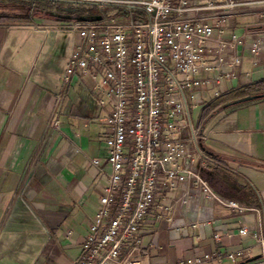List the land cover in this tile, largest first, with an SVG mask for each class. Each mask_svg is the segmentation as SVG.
I'll return each mask as SVG.
<instances>
[{"label": "crops", "instance_id": "obj_1", "mask_svg": "<svg viewBox=\"0 0 264 264\" xmlns=\"http://www.w3.org/2000/svg\"><path fill=\"white\" fill-rule=\"evenodd\" d=\"M10 6L0 0V264H74L111 169L105 118L112 104L93 91L88 75L64 85L73 24L83 13H31L6 21L5 16H22ZM233 32L247 35L239 49L243 61L219 94L215 88L207 91L200 116L193 119L210 157L204 177L218 194L249 209L239 213L214 203L209 223L180 230L150 216L140 226V244L127 241L122 256L139 257L144 264L242 248L251 249L244 260L260 256L252 233L264 234V97L220 108L206 119L201 113L217 96L264 80V1L239 9L228 25V36ZM257 38L262 48L252 55L249 44ZM184 188L170 194L177 200L175 219H197L203 202L184 206L178 201ZM243 225L249 235L238 233ZM222 264L233 262L225 258Z\"/></svg>", "mask_w": 264, "mask_h": 264}, {"label": "built area", "instance_id": "obj_2", "mask_svg": "<svg viewBox=\"0 0 264 264\" xmlns=\"http://www.w3.org/2000/svg\"><path fill=\"white\" fill-rule=\"evenodd\" d=\"M64 1L100 9L81 14L73 24L64 85L88 75L94 81L93 91L112 104L105 118L111 169L74 264H144L139 257L122 256V248L129 240L140 244V226L150 216L180 230L209 223L214 203L239 213L248 210L218 194L204 177L210 157L193 111L205 104L211 88L219 94L243 61L239 49L247 43V35L228 36L230 20L239 9L264 0ZM249 46L252 55L262 48L259 38ZM104 97L98 100L101 106ZM180 187L186 188L178 199L184 206L198 199L203 202L197 219H175L177 200L170 194ZM238 233L249 235L250 229L243 225ZM252 236L260 249L254 261L244 260L251 249L242 248L168 264H210L213 259L222 264L225 258L233 264H264V234L256 231Z\"/></svg>", "mask_w": 264, "mask_h": 264}, {"label": "rangeland", "instance_id": "obj_3", "mask_svg": "<svg viewBox=\"0 0 264 264\" xmlns=\"http://www.w3.org/2000/svg\"><path fill=\"white\" fill-rule=\"evenodd\" d=\"M13 9L11 11L19 15L26 14H40L44 13L48 17H53L56 12H62L68 14L69 16L75 15L74 9L76 7H82L81 5L66 1H56V0H9ZM38 6H43L44 8H39ZM86 10H90L91 7H82ZM201 109L196 108L193 111V117L196 120L200 116Z\"/></svg>", "mask_w": 264, "mask_h": 264}, {"label": "trees", "instance_id": "obj_4", "mask_svg": "<svg viewBox=\"0 0 264 264\" xmlns=\"http://www.w3.org/2000/svg\"><path fill=\"white\" fill-rule=\"evenodd\" d=\"M56 1H64V0H56ZM38 7L44 8L43 6H38ZM99 11L100 9L98 7H91L89 11L82 7H76L74 9V12H79V13H86V12L96 13ZM23 18L24 16H15V17L5 16L6 21H10L12 19H23ZM259 93H264V80L221 94L217 96L212 102L206 104L202 108L201 118L206 119L208 116H210L216 110L220 109L227 102H231L239 98H243L245 96H250Z\"/></svg>", "mask_w": 264, "mask_h": 264}, {"label": "water", "instance_id": "obj_5", "mask_svg": "<svg viewBox=\"0 0 264 264\" xmlns=\"http://www.w3.org/2000/svg\"><path fill=\"white\" fill-rule=\"evenodd\" d=\"M83 18H84V16H83ZM262 97H264V93H259V94H254V95H250V96H245L243 98H239L237 100H234V101H231V102H227L221 108H226V107H228V106H230L232 104H236V103H240V102H244V101H248V100H253V99H258V98H262Z\"/></svg>", "mask_w": 264, "mask_h": 264}]
</instances>
